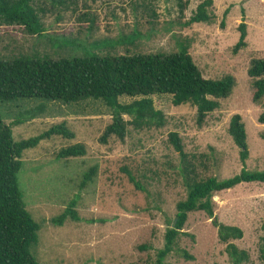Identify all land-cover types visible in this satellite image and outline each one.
<instances>
[{
	"label": "rangeland",
	"instance_id": "1",
	"mask_svg": "<svg viewBox=\"0 0 264 264\" xmlns=\"http://www.w3.org/2000/svg\"><path fill=\"white\" fill-rule=\"evenodd\" d=\"M203 1L182 0L187 6L180 11L178 0H33L43 26L41 35L0 18V60L166 55L185 50L203 78L235 79L231 94L217 100L219 108L200 124L195 107L174 106L170 95H152L149 99L162 114L163 125L137 128L132 117L122 115L124 138L110 135L105 143L100 138L112 123L113 112L101 100L0 103V117L11 127L16 142L60 123L74 134L71 140L52 136L22 154L18 185L26 210L40 226L30 250L38 263L153 264L167 229L175 227V206L186 197L170 133H177L186 154L206 155L205 176L227 179L244 167L264 170V124L258 122L264 98L252 100V80L247 75L252 60H264V0H212L213 23L187 24ZM242 22L247 46L233 54ZM138 100L119 97L122 105ZM234 115L241 117L246 132L245 164L228 133ZM77 143L84 145L85 156L56 159L60 149ZM93 166L95 176L80 189L84 173ZM77 195L80 221L53 225L51 220ZM212 201L213 218L204 212L188 214L165 264H234L228 244L247 254L240 264H264L259 259L263 186L242 183L216 193ZM214 220L237 227L242 238L221 242Z\"/></svg>",
	"mask_w": 264,
	"mask_h": 264
},
{
	"label": "trees",
	"instance_id": "2",
	"mask_svg": "<svg viewBox=\"0 0 264 264\" xmlns=\"http://www.w3.org/2000/svg\"><path fill=\"white\" fill-rule=\"evenodd\" d=\"M32 1L0 0V18L8 24L23 27L30 34L41 35L43 26L31 5ZM178 1L182 11L187 3ZM211 7L212 0L200 3L187 24L213 23L215 16L210 11ZM238 31L240 35L232 49L233 54L247 46L245 23L238 26ZM247 75L252 80V100L258 102L264 98V60H252ZM234 86L235 79L230 75L220 80L203 78L185 50L166 55L90 56L60 60L18 57L0 60V103L17 99H40L64 104L86 99L101 100L113 112L112 123L100 138V142L104 143L110 135L121 140L124 138L126 123L122 115L132 117V123L137 128L163 125L162 114L154 109L149 96L170 95L174 106L189 104L195 107L197 122L200 124L208 113L219 108L217 100L227 98ZM121 96L139 97L140 100L122 105L119 103ZM258 122L264 124V111ZM228 133L239 149L241 163L245 164L248 159L246 132L239 115L230 119ZM52 136L69 140L74 138L66 125L60 123L39 136L16 142L13 140L11 127L0 117V264H40L30 253L37 243L40 226L26 210L18 185V173L22 166L23 152L37 147L42 140ZM262 139L264 140V135ZM169 142L179 157V173L186 197L175 206V227L167 229L164 246L157 252L153 264H165L166 258L174 251L189 213L204 212L209 218H213L212 199L216 193L230 190L242 183H258L264 188V170L247 171L244 167L239 174L227 179L205 176L206 155L197 158L186 154L177 133H170ZM85 155L84 145L77 143L60 149L56 159ZM95 174V166L84 173L80 189L85 188ZM128 178L140 189L130 174ZM78 198V195L75 196L62 214L53 218L51 223L62 226L66 220L79 222L80 218L75 210ZM213 224L223 243L242 238V232L237 227L226 226L216 220ZM262 231L259 259L264 263V222ZM226 249L234 264H240L248 258L244 251H239L233 244H228Z\"/></svg>",
	"mask_w": 264,
	"mask_h": 264
}]
</instances>
